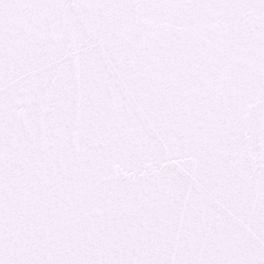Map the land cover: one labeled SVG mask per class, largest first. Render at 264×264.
I'll list each match as a JSON object with an SVG mask.
<instances>
[{
  "label": "snow or ice",
  "instance_id": "1",
  "mask_svg": "<svg viewBox=\"0 0 264 264\" xmlns=\"http://www.w3.org/2000/svg\"><path fill=\"white\" fill-rule=\"evenodd\" d=\"M0 264H264V0H0Z\"/></svg>",
  "mask_w": 264,
  "mask_h": 264
}]
</instances>
